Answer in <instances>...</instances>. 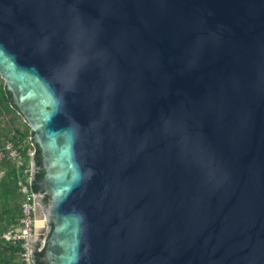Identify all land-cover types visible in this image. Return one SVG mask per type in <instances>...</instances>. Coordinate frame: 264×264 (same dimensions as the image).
Instances as JSON below:
<instances>
[{
	"label": "water",
	"instance_id": "water-1",
	"mask_svg": "<svg viewBox=\"0 0 264 264\" xmlns=\"http://www.w3.org/2000/svg\"><path fill=\"white\" fill-rule=\"evenodd\" d=\"M0 74L35 263L264 264V0H0Z\"/></svg>",
	"mask_w": 264,
	"mask_h": 264
},
{
	"label": "trees",
	"instance_id": "trees-1",
	"mask_svg": "<svg viewBox=\"0 0 264 264\" xmlns=\"http://www.w3.org/2000/svg\"><path fill=\"white\" fill-rule=\"evenodd\" d=\"M34 132L19 112L12 92L0 74V264H28L23 257L21 241H7L4 234L21 225L25 194L22 192V176L31 175L32 157L30 151L36 149L35 161L40 168L36 173L33 188L40 192L39 183L45 176L42 168L41 149L34 145ZM20 152L23 161L18 166V160L11 156L9 145ZM49 197L46 199V203ZM45 250L36 256V264H47L43 257Z\"/></svg>",
	"mask_w": 264,
	"mask_h": 264
},
{
	"label": "built area",
	"instance_id": "built-area-1",
	"mask_svg": "<svg viewBox=\"0 0 264 264\" xmlns=\"http://www.w3.org/2000/svg\"><path fill=\"white\" fill-rule=\"evenodd\" d=\"M9 149L11 150V156L18 160V166H22L23 161L20 158V152L18 149L14 148L13 144L9 145ZM36 152L37 150L35 148L30 151L32 157L31 175L28 178L22 176L20 182L22 192L25 194L21 225L4 234V238L7 241L22 242L24 248L23 257L28 264H36L32 255L34 246L38 250L44 249L50 233V226L43 207L48 192L44 190L38 192L33 188L34 180L32 172L33 160L35 159Z\"/></svg>",
	"mask_w": 264,
	"mask_h": 264
}]
</instances>
